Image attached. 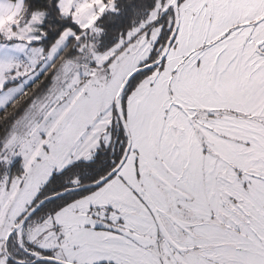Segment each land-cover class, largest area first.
Here are the masks:
<instances>
[{
	"label": "snow or ice",
	"instance_id": "1",
	"mask_svg": "<svg viewBox=\"0 0 264 264\" xmlns=\"http://www.w3.org/2000/svg\"><path fill=\"white\" fill-rule=\"evenodd\" d=\"M0 264H264V0H0Z\"/></svg>",
	"mask_w": 264,
	"mask_h": 264
}]
</instances>
